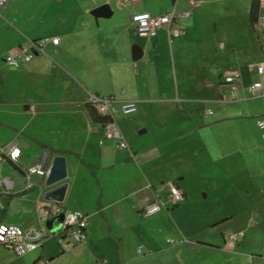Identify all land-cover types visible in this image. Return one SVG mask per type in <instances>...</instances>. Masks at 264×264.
<instances>
[{"label":"crops","instance_id":"0c3cea01","mask_svg":"<svg viewBox=\"0 0 264 264\" xmlns=\"http://www.w3.org/2000/svg\"><path fill=\"white\" fill-rule=\"evenodd\" d=\"M193 1L8 0L0 8V56L31 39L59 37L18 67L2 68L0 143L15 141L21 153L0 163V172L13 182L1 198L7 209L1 218L0 208V222L40 227L64 211H78L85 215L86 232L85 241L73 244L63 231L9 264L51 263L78 245L93 250L94 264H131L162 250L157 231L166 225H174L180 238L188 232L198 237L199 229L186 230L177 216L183 208H199L202 193L207 197L210 189L234 185L232 147L251 149L255 138L247 123L259 130L256 119L264 116V96L251 97L248 89L255 81L264 83V73L256 69L264 65V37L257 33L261 27L264 34V0L255 27L252 0ZM103 3L112 10V23L91 13ZM172 8L189 12L177 18L180 36L169 38L165 29L149 38L135 33L133 13L156 15ZM134 43L143 50L138 60L132 58ZM232 70L241 74L235 95L225 81ZM91 93L114 96L117 108L135 100V112L114 114L127 148L104 137L103 124L88 107ZM45 150L49 159L61 154L66 160L67 188L59 202L45 198L46 175L33 174L34 185L27 188L25 170L42 162ZM219 159L226 163L221 170ZM238 162L248 165L245 157ZM244 172L242 177L251 179V168ZM169 182L185 194L177 205L168 200ZM150 201L161 208L147 215L142 208ZM196 240L199 264L252 258L225 237ZM136 242L134 249L145 252L141 256L121 251L123 243ZM0 252L14 257L9 247L0 246Z\"/></svg>","mask_w":264,"mask_h":264},{"label":"rangeland","instance_id":"374dc122","mask_svg":"<svg viewBox=\"0 0 264 264\" xmlns=\"http://www.w3.org/2000/svg\"><path fill=\"white\" fill-rule=\"evenodd\" d=\"M21 1L26 4V1L30 0ZM116 20L119 21L120 19L117 18ZM116 20L113 18L114 22ZM106 21L110 22L112 18L108 17ZM257 33L264 37L261 27H258ZM6 55L7 53L0 56V92L2 91V68L6 64L9 65L5 60ZM247 129L251 133V139L255 138V143H251L252 147L247 151H244L243 148L232 147L229 156L232 157L237 172L233 181L234 185L219 191L210 189L207 197H204L202 193L203 199L201 201L199 199V208H183L177 217L180 218L179 222L186 230L198 228V237L201 239L216 240L225 237L228 240L231 236H235L233 242L236 243L237 249L247 254V257H252L250 260L237 264H264V139L260 129L257 130L252 123H247ZM228 130L230 132L232 128H228ZM258 135L261 137L260 140L257 139ZM244 157L246 158L245 163H248L247 166L238 162ZM223 164L226 163L219 159L216 167L221 170ZM249 167L252 172L251 179L243 178L244 171ZM212 170L215 171V168ZM244 186L246 187L244 188ZM228 216L231 217L217 224H212L217 221V217L220 219ZM174 227V225L171 227L166 225L164 230L161 229L163 231H157L158 239L162 243V250H158L147 261L133 259L131 264H199V242L196 240L198 237H193L188 232L186 236L180 238L177 236ZM138 243H123L121 251L130 255L133 250H136V255L141 256L145 253L142 247L134 249ZM92 252L93 250L78 245L67 250L65 255L51 263H48L47 260L45 264H94ZM100 254L103 253L100 251ZM18 257L20 256L15 251L14 257L0 252V264H9L13 258ZM42 260L46 261V259Z\"/></svg>","mask_w":264,"mask_h":264},{"label":"built area","instance_id":"2783aa9c","mask_svg":"<svg viewBox=\"0 0 264 264\" xmlns=\"http://www.w3.org/2000/svg\"><path fill=\"white\" fill-rule=\"evenodd\" d=\"M8 0H0V8L3 7ZM261 1V0H260ZM193 4V0H189ZM189 12H178L175 8L170 11L153 15L147 11L135 12L131 15L130 19L134 25L135 33L141 37L155 36L160 29H165L169 38L181 35L182 25L177 22L180 15H188ZM259 21V18H258ZM258 23V22H257ZM51 42L57 44L59 42L58 36H45L39 39H31L27 44L18 45L13 51L7 53L5 60L12 67H18L22 62L29 61L36 51L43 50V47ZM264 58V47L262 49ZM259 74L264 73V65L259 64L256 67ZM241 79V74L238 70H232L225 75V81L232 84L231 92L235 95V83ZM251 97L264 96V83L255 81L248 87ZM88 103H90L95 110L109 118L103 124L104 137L117 140L119 148H127L128 143L124 139L115 119L114 114L120 110L123 114H131L136 111L135 100L123 101L119 108L114 104L115 98L112 95L106 96L97 93L89 95ZM258 128L261 131L262 138L264 139V116H259L256 119ZM21 153L20 147L15 141H8L0 143V163L5 160H16ZM44 156V153H43ZM33 174L46 175L48 174V167H43V163L32 165L25 170L27 179V188L33 187L34 183L31 181ZM13 186L10 177L3 175L0 172V208L3 207L1 202L2 197L9 195ZM168 200L177 205L185 200V194L182 189L174 182L168 183ZM161 208V203L157 201H150L146 203L142 211L150 215ZM85 215L78 211H64V222L60 229L51 231L46 225L40 227H22L17 224H9L0 222V246H6L13 249L17 255H25L38 247L42 246L46 241L53 238L55 235L65 232V235L70 239L73 244L82 243L85 241ZM235 236L228 238L231 243ZM140 251V250H139ZM42 264L47 262L41 260Z\"/></svg>","mask_w":264,"mask_h":264},{"label":"water","instance_id":"95a60500","mask_svg":"<svg viewBox=\"0 0 264 264\" xmlns=\"http://www.w3.org/2000/svg\"><path fill=\"white\" fill-rule=\"evenodd\" d=\"M91 13L95 17H109L112 14V10L107 3H103L94 7ZM131 52L134 60L140 59L143 55V50L138 43L132 45ZM42 163L44 168L48 167V174L45 180V185L48 189L45 192V198L55 202L62 201L67 188V183L63 181L67 177L65 157L57 154L49 159L48 151L45 150ZM63 222L64 213H60L49 218L46 221V226L54 232L62 227Z\"/></svg>","mask_w":264,"mask_h":264},{"label":"trees","instance_id":"16d2710c","mask_svg":"<svg viewBox=\"0 0 264 264\" xmlns=\"http://www.w3.org/2000/svg\"><path fill=\"white\" fill-rule=\"evenodd\" d=\"M258 18H259V0H252L251 9H250V22L253 25V27L256 26V24L258 22ZM88 107H89L91 116H92L94 121L101 122L102 124H104L107 121V119L109 118L106 115L98 113L90 103H88ZM38 142L40 144H42L43 146L48 147L47 145H44L42 142H40V141H38ZM48 148H50V147H48ZM51 150L59 152V150H55L52 147H51ZM6 209H7L6 205L1 209V218L5 214Z\"/></svg>","mask_w":264,"mask_h":264}]
</instances>
